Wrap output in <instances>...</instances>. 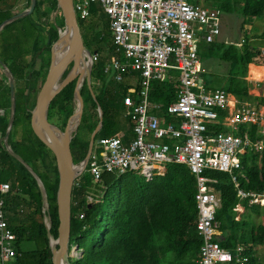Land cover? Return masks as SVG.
Returning <instances> with one entry per match:
<instances>
[{
	"label": "trees",
	"instance_id": "1",
	"mask_svg": "<svg viewBox=\"0 0 264 264\" xmlns=\"http://www.w3.org/2000/svg\"><path fill=\"white\" fill-rule=\"evenodd\" d=\"M20 1L0 0V24L29 6L30 0H26L25 5L20 8ZM44 1L48 2L51 10H56L57 0H37L34 9L39 25L38 33L46 37L44 57L22 63L15 51L10 57L2 55L0 61L11 71L15 83L16 113L8 142L12 150L18 153L41 179L51 219L49 232L57 238L59 174L56 160L51 150L34 134L30 124V108L34 107L36 102L35 100L34 104H29L30 92L42 85L45 79L44 71L50 64L51 43L58 38V27H64L63 15H60L57 27L51 22L47 28L41 24L40 17L49 15L42 8ZM189 1L198 5H201V1L205 5L219 8L222 12L239 10L245 19H258L261 32L257 37L264 38V0ZM96 14L103 18V27L97 32L93 30L96 33L92 35L90 28H93L92 21ZM17 20L19 19L5 24L0 34ZM78 23L84 44L88 48L94 41L89 50L92 54L96 52L98 56L91 69L95 100L86 82L81 88L84 103L89 105L88 115L96 120L89 126L88 136L81 141L76 151L72 150L74 163H79L86 157L91 133L99 122L98 106L102 109V127L96 133L95 140L119 136L127 142L132 138L131 123L124 118L127 131L120 134L117 119L120 115L123 116L124 98L127 95H135L140 87L139 77L133 70L129 71L130 73L128 70L123 71L125 78L121 82L116 81L111 72L105 71L113 56L122 62L125 55L114 43L109 29V17L101 5L93 2L87 17L81 18L78 15ZM37 41L36 38L34 47ZM238 42H204V48L197 50L201 58L202 52L211 55L216 51L217 57L229 63L231 69L240 64L241 73L244 75L249 65L250 73H256L258 68L252 64L256 62L260 51L245 39L241 46L235 44ZM229 74L224 77L227 85L221 88L236 96H248L246 80ZM176 76L177 74L173 77L167 72L162 80L152 81L151 100L169 105L175 99L178 89ZM75 85V81L69 83L56 95L49 107V121L52 119V123L62 130L73 112ZM0 96L2 102L7 104L0 107L4 110V114H0V182H7L10 186L4 200L6 217L14 234L16 249L15 259L11 264H52L40 186L33 173L9 152L4 143L10 118L11 94L8 79L2 71ZM256 101L264 103L262 97H257ZM60 118L63 120L60 121ZM210 129L214 130L212 127ZM251 132L254 135L255 126L251 127ZM75 140L74 138V142ZM96 148L98 152L102 151L100 145L95 144L94 149ZM240 162L244 176L235 172L239 186L245 190L264 191V153L248 151L240 156ZM204 174L209 179V184L220 193L221 205L215 214L219 226L215 235L216 241L224 249L231 251L239 245L244 246L245 264H264V254L263 260L256 255L259 247L264 248V209L261 211V207L249 205L244 201L241 202L244 212L239 213L240 200L237 197L233 175L213 169L205 170ZM195 194L196 180L185 164H171L165 172H156L151 177L132 171L119 176L105 172L98 178L88 172L83 173L75 180L72 189L71 231L68 243V253L73 247H77L80 256H69L70 264H199L202 241L196 231L198 215ZM87 197L95 200L91 206L87 203ZM251 212H261L263 221L255 224ZM23 242L31 243L33 248H22Z\"/></svg>",
	"mask_w": 264,
	"mask_h": 264
},
{
	"label": "built area",
	"instance_id": "2",
	"mask_svg": "<svg viewBox=\"0 0 264 264\" xmlns=\"http://www.w3.org/2000/svg\"><path fill=\"white\" fill-rule=\"evenodd\" d=\"M73 1L81 18L88 16L93 2L109 17L114 43L125 58L121 62L113 56L105 71L121 82L123 71L133 70L140 81L137 93L124 98L123 118L131 123L132 138L127 142L119 136L97 140L102 151L91 152L82 174L86 171L98 178L105 172L119 176L132 171L151 177L171 164H185L196 180V231L202 241L199 264H245L244 246L226 250L215 239L219 228L215 214L221 199L204 172L213 169L233 175L238 208L247 201L264 209V191L241 188L235 175L244 176L241 155L264 153V103L239 101L224 88H208L201 78L198 43L217 41L222 11L189 0ZM243 42L244 38L235 44ZM97 56L91 53L92 62ZM167 72L173 77L177 74L178 89L175 99L164 105L152 101L150 92L151 82L162 80ZM252 126L256 127L254 135ZM9 188V183L0 182V264H11L16 255L5 212ZM94 202L87 197L88 205Z\"/></svg>",
	"mask_w": 264,
	"mask_h": 264
},
{
	"label": "water",
	"instance_id": "3",
	"mask_svg": "<svg viewBox=\"0 0 264 264\" xmlns=\"http://www.w3.org/2000/svg\"><path fill=\"white\" fill-rule=\"evenodd\" d=\"M36 4L37 0H30L29 6L26 9L15 13L13 16L3 21V23L0 24V30L5 24L19 19L25 15L31 14L35 9ZM57 10L62 12L64 17V27L59 29L58 38L51 43L50 64L47 69L43 85L37 96L35 105L31 109L30 120L31 128L34 134L54 154L59 174V184L57 190L59 225L58 236L55 238V245L52 243V239L54 237L49 232L51 219L50 223H48L46 220V218H50V216L44 185L41 179L28 166L27 162L18 153L12 150L8 142L9 132L13 125L16 113L15 83L11 71L3 65V72L8 79L11 94L10 118L4 143L9 152L33 173L40 186L43 201V211L47 216L45 218V225L48 230L49 243L52 251V264H70L68 243L71 231L72 189L75 180L82 174L84 167L86 166V162L92 152L95 135L102 127V109L100 106L97 108L100 121L91 133L86 157L81 162L74 163L71 151V141L74 135L73 133L77 129L83 114L84 101L81 95V88L83 87L84 82H86L93 98L95 99V93L92 87L91 79V69L93 64L91 52L85 46L83 41L78 23V16L74 9V1L57 0ZM56 46H58L60 51L64 50V46L66 47L65 52L59 59H56L55 57ZM83 62H90V65L87 67L85 72L82 70ZM70 65L71 67L68 70ZM74 80H76V85L74 89L73 112L67 120L64 129L62 130L57 125L51 123L48 120L49 106L55 96ZM73 118L77 119V126L76 129L71 132L69 131V123ZM77 166L78 168H76ZM89 206L91 205L89 204ZM75 250H77V247H75Z\"/></svg>",
	"mask_w": 264,
	"mask_h": 264
},
{
	"label": "rangeland",
	"instance_id": "4",
	"mask_svg": "<svg viewBox=\"0 0 264 264\" xmlns=\"http://www.w3.org/2000/svg\"><path fill=\"white\" fill-rule=\"evenodd\" d=\"M25 3L26 1L22 5H20V8L23 7ZM200 4L205 5L201 3V1ZM208 6L214 7L213 5H208ZM42 8L45 11H47L49 15L40 17L41 24L46 25L47 28L51 22L54 23V26L57 27V22L59 20L60 15H62V12L57 9L51 10L47 1L43 2ZM102 19L103 18L100 16V14H96L95 18H93L92 21L93 28H90V33L92 35H94L97 32V30L102 29L103 27ZM219 20H220L219 23H220L221 32L218 38L220 41H225L226 43H230L232 41H241L244 38L245 40L249 41L250 45L256 47L260 51L257 59L255 60L256 62L252 64L253 66L258 68V71H256V73L254 72L250 73L251 70L249 65L247 69V73L244 75L241 73L242 66L240 64L235 65L234 68L231 69L229 63L225 61H221L217 57L216 51H214L211 55L202 52V58H201L202 68L206 72L203 79L209 82L207 86H209L210 88L225 87L227 83L224 77L230 75L229 73L238 76L240 79H245L249 88V95L245 97L237 96V99L239 101L249 102L253 105L258 104L259 102L256 101L257 97H262L264 99V52L263 53L261 52V49L264 48V38L257 37L261 32V29H259L261 27L260 21L252 17L245 19L239 10L233 12H222L221 16L219 17ZM37 23H38L37 16L36 13L33 11L31 14L19 18V20H17L11 26L3 30L0 34V57L2 55L6 57H10V55L16 51L22 63L30 62L32 59L43 58L46 48V42H45L46 37L43 34L40 36L41 33L40 34L38 33L39 25ZM62 28L63 27H58V31L59 29ZM84 29L86 30V26H84ZM93 30H96V32ZM36 38L38 39V41L36 47H34ZM93 44L94 41H92L91 46L88 47V49H91ZM208 46L209 44L207 45V47ZM0 71L3 72V64L1 61H0ZM208 72H211V74H209ZM38 87L33 93H31L29 104H34L36 97L38 95ZM1 98L2 97L0 96V107L7 106L5 102H2ZM88 107L89 105L87 103H84L83 112L85 109L86 114L85 112L82 114L81 121L77 129L73 133L74 134L73 142H71L72 145L71 151L73 150V152L76 151V149L79 147L81 141L88 136L89 126L95 123L96 120L95 117L88 115L89 114ZM62 120L63 118H60V121ZM117 120H118L117 123L118 131L120 134H123V132L127 131L126 122L123 116L121 115L118 117ZM52 121L53 120L51 119L50 122L52 123ZM74 138L76 139L75 142H74ZM95 144L97 145V139L94 141L92 154L94 152H97V148L96 150L94 149ZM262 210L263 209L261 208V211ZM238 211L239 213H243L244 206L241 205L238 208ZM251 213H252L251 216L252 220L254 221L255 224H258L261 221H263V215L261 212L258 214H255L253 212ZM46 220L48 223H50L49 217H47ZM53 239L55 240V238ZM21 247L24 249L33 248L32 244L27 242L21 243ZM263 254H264V248L259 247L256 251V255L261 260H263L262 258ZM69 256L72 258H77L80 256V252L78 250H75V247H73L69 252Z\"/></svg>",
	"mask_w": 264,
	"mask_h": 264
},
{
	"label": "bare ground",
	"instance_id": "5",
	"mask_svg": "<svg viewBox=\"0 0 264 264\" xmlns=\"http://www.w3.org/2000/svg\"><path fill=\"white\" fill-rule=\"evenodd\" d=\"M65 48L66 47L64 46V50L60 51L58 46L55 47V57H56V59H59L63 55V53L65 52ZM89 65H90V62H86V63L83 62L82 63V70H84V72H85V70L87 69V67ZM80 83H81V80H80ZM76 126H77V119L73 118L72 122L69 124V131H71V132L74 131L76 129ZM76 168H78V166ZM52 243H53V245H55L56 241L54 239H52Z\"/></svg>",
	"mask_w": 264,
	"mask_h": 264
},
{
	"label": "crops",
	"instance_id": "6",
	"mask_svg": "<svg viewBox=\"0 0 264 264\" xmlns=\"http://www.w3.org/2000/svg\"><path fill=\"white\" fill-rule=\"evenodd\" d=\"M26 0H21L20 1V3H19V7H20V5H22L24 2H25ZM217 41L218 42H221L220 40H219V38L217 39ZM204 41H200L199 43H198V49L199 50H202L203 48H204ZM202 63V62H201ZM209 74H211V72H208ZM206 74V72L203 70V68H202V64H201V78H202V80L203 81H207V80H205V79H203L204 78V75ZM206 86H207V83H206ZM208 88H210L209 86H207Z\"/></svg>",
	"mask_w": 264,
	"mask_h": 264
},
{
	"label": "flooded vegetation",
	"instance_id": "7",
	"mask_svg": "<svg viewBox=\"0 0 264 264\" xmlns=\"http://www.w3.org/2000/svg\"><path fill=\"white\" fill-rule=\"evenodd\" d=\"M70 67H71V65L68 67V70L70 69ZM47 69L48 68H46V70L44 71V73H45V75H46V72H47ZM75 82H76V80H74ZM44 82V81H43ZM43 82H42V85H43ZM73 82V81H72ZM42 85L38 88V94H39V92H40V89H41V87H42ZM37 88H33L32 90H31V92L30 93H33L35 90H36ZM64 89V88H63ZM62 89V90H63ZM61 90V91H62ZM38 96V95H37ZM56 97V96H55ZM36 99H37V97H36ZM53 101V100H52ZM51 104V103H50ZM50 107V106H49ZM48 113H49V111H48ZM60 128V127H59Z\"/></svg>",
	"mask_w": 264,
	"mask_h": 264
}]
</instances>
